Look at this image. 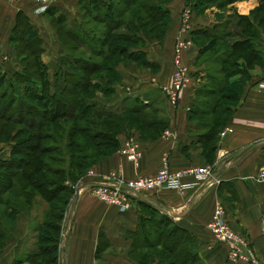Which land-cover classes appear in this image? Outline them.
<instances>
[{"label": "crops", "instance_id": "crops-1", "mask_svg": "<svg viewBox=\"0 0 264 264\" xmlns=\"http://www.w3.org/2000/svg\"><path fill=\"white\" fill-rule=\"evenodd\" d=\"M82 1L59 0L42 10L37 3L28 0H0V41L3 46L0 68L4 67L10 75L21 68L12 37L18 19H29L34 32L42 40V60L47 67L50 89L52 92L64 89L65 74L75 67L74 50L64 46L60 40L54 19H62L70 29L84 31L82 24L86 16ZM189 1L191 14L189 29L183 33L185 38L193 40L195 30L214 28L220 30L219 34L216 33L219 41L236 43L239 39L248 38H245L246 33L254 28L257 32L253 34L256 37L253 42L259 46L262 55L256 54L251 60L243 79L241 75L230 78L236 86L239 84L238 96L229 106L224 124L218 128L212 149L205 148L201 139L203 129L207 130L210 123L203 125L194 111L200 102L199 89L205 80L201 77L200 47L196 41L193 40L192 46L183 55L191 76L179 104L171 105L162 91L172 79L174 42L177 35L184 31L182 15ZM198 4L199 0H172L169 4V24L163 39L160 42L150 41L142 48L148 64L132 59L120 60L116 64L119 77L112 83L113 93H96L95 100L109 113L128 115L132 105L138 101L149 106L146 112L151 116L135 123H131L129 117L116 136L118 147L106 146L94 151L96 155L88 169L94 170L98 178L112 171H121L124 179H132L155 175L163 166L165 157H168L169 167L174 170L211 166L215 177L219 178L213 185L183 192L176 189L154 190L147 195L172 212L180 227L192 236V249L198 253L199 264H247L231 261L227 245L216 240L208 228L218 202L223 203L233 229L253 243L257 264H264V180L258 179L259 173L264 170V88L260 86L264 83V23L260 22L264 17V0H234L223 10L215 0H206L204 9ZM262 6L263 10L260 9ZM241 19H252V28L243 26ZM255 19H259L258 22ZM208 61L213 59L206 58ZM206 72L207 80L214 85L218 81L217 76L211 70ZM238 78H241L239 82L236 81ZM210 95L213 94L206 96L208 106L214 104L207 101ZM166 129L172 130L174 136L164 137ZM128 137L136 138L142 152L138 165L119 152V147ZM253 144L256 145L235 161ZM191 180L186 177L184 182ZM82 184V181L74 184L80 190L72 213L76 190L66 214L60 218L64 234L58 252L53 251L49 243L39 240L52 219V203L49 200L35 194L31 202L21 208L15 204L0 205L6 208L5 214L0 212L6 230V237L0 243V264H13L17 260H21L20 264H38L30 257H40L38 253L44 247L50 249L43 256L57 252L54 256H57L58 264H142L132 256V233L139 228L142 219L148 217L151 211L149 202L145 201L146 204L142 198L133 196L130 208L122 211L116 205L101 201ZM13 207L15 210L9 214ZM138 250L133 253L139 256Z\"/></svg>", "mask_w": 264, "mask_h": 264}, {"label": "trees", "instance_id": "trees-1", "mask_svg": "<svg viewBox=\"0 0 264 264\" xmlns=\"http://www.w3.org/2000/svg\"><path fill=\"white\" fill-rule=\"evenodd\" d=\"M171 1L172 0H83L82 7L86 19L82 25L85 29L88 19H91L93 22H102L107 28L101 35L102 41L93 33H91L92 37H90V35L82 29L80 31L70 29L64 25L62 19H54L60 40L64 46L68 47L70 50L85 49L89 56H99L103 58V61H95L81 55L74 56L75 67L72 72L65 74V88L54 92L50 89L47 67L42 60V40L34 32L29 19H18L12 41L15 42L21 68L15 70L12 75H10L4 67L0 68V140L13 135L16 145L13 146L12 152L21 153L23 157L18 159H2V161H0V168L5 170L0 172V205L13 206L15 204V206L21 208L22 206L16 203L17 201H14L13 197L20 198V195L23 196L24 199L22 202L24 205H27L31 202L35 194H40L52 203V214L59 217V219L63 217V212L60 214L53 211L57 206L56 200L61 192L66 193L68 196L67 199L64 200V204L68 207L74 196L75 188L61 181L46 186L43 183L44 181L40 180L39 176H41V178L45 176L40 173L41 170H46V172L53 171L56 174H59L58 170H60L51 169L40 155H38L41 152H49L51 148L59 147L56 144L54 147H49L50 144L42 142L46 140L54 141L55 137L59 136L63 138V136L66 135L65 149L69 147L73 150L70 149L69 152V158L71 159L69 165L72 170L74 167L77 168L78 171L81 170L79 174L73 176V183H76L88 170L93 157L96 155L94 151H98L99 148L106 146L111 148L118 147L119 142L116 136L122 130L124 123L130 116L112 114L106 111V114L98 115V119L94 118L95 121L92 123L93 127L85 125L84 123L77 125L76 121L84 122L86 119L88 121L90 119L89 117L86 118L92 107L90 102L86 103L81 107V110H79L82 102H85V97L83 96L90 93L91 89H96V93L102 91L104 95L112 94V83L119 77L116 64L122 60V58L136 60L145 65L148 64L145 59V52L142 50V47L145 45V40L148 38V35H145L147 34L146 32L144 33V31L141 30L144 34L141 33V35H138L128 33L123 36L114 35L112 32L123 25L120 23L121 21H119V19H140L142 22L141 25L144 28L150 26L149 31H154L153 35L149 36V38L159 39L158 41L160 42L168 28L170 19L169 4ZM233 1L234 0H215L216 4L222 10ZM198 5L203 6L202 9H204L206 0H199ZM136 9L137 12L135 11ZM260 9L263 10V6ZM260 22L264 23V17L260 19ZM137 24L139 25V23ZM250 28H252V26ZM252 29V33L255 34L257 29ZM109 30H112V32ZM208 32L209 29L206 28L195 30L192 33L194 42L196 41L199 45V36L201 34L206 35ZM213 36L215 38V35ZM113 37L117 39L120 38V40L124 41H130L131 43L129 45L124 43L115 45L108 42V40ZM68 40L74 43L69 45ZM131 44L133 45L131 46ZM105 45H107L108 49H105ZM199 47L200 56H202L211 45H206V47L199 45ZM230 49V55H233L232 51H234V53L243 51L248 58V62L246 63L245 69L242 67V64H240V69L244 72L242 71L238 74L234 70L229 71L227 73L229 80L237 74L241 75L243 79L246 76V68L255 55L258 54L262 57L259 46L253 41L244 40L236 42ZM115 60L119 61L115 63ZM103 68L106 71L104 73ZM4 84L7 87H4ZM17 84L19 87L21 85L26 86V92L23 96L22 93H20L22 91L18 93L14 91L16 90L15 85ZM238 86L239 84L236 88L232 87L229 89L223 86L219 88L218 91L214 89L215 91L211 90L207 93L215 94L214 92L222 93L229 90L230 92L228 93H230V95L228 96L233 100L238 96ZM95 96L96 94L93 96L92 100H95ZM52 102H54V108L50 106ZM132 106L133 109L129 114H136L139 116L135 119L136 121H143L150 117L151 114L146 112L149 106L138 101ZM219 107L220 104L216 103L209 105L205 111L198 110V106L194 108L196 114L219 116L213 124L210 123V126L207 128L208 131H205L201 135L205 148L210 147V149H212L214 144L212 142L216 140L214 138H216L219 131L218 128H221L229 114L230 107H227V109L223 111H219ZM99 119L108 122L107 130L96 127L98 122L96 120ZM60 120L66 122L75 121L76 124L73 123L69 130L59 125V128H61L60 134L55 136V133L58 134L56 129L57 122ZM202 124L206 125V122L203 121ZM15 130L17 132L14 134ZM25 132H28L25 141H19V134ZM78 135L86 136L87 141L84 142ZM20 145H22V147H20ZM74 152H79V155H76ZM52 159H54V157ZM74 159H77L78 163L72 161ZM87 161H90V163ZM7 194L9 195L6 196ZM143 202L146 203L145 201ZM148 205L151 207L148 217H144L139 228L132 233L134 241L132 256L138 259L142 264H148L149 253L147 250L161 247L165 251L170 252L176 259L178 256L179 259L176 260L178 264H199L198 253L192 249L194 239L189 235L188 231L180 227L174 217L163 213L151 203H148ZM14 210L15 208L13 207L9 214ZM0 212L5 214V211ZM153 217H155V222H153ZM52 222L54 221H48L47 226L55 229L54 226H51ZM170 224H173L171 229L169 228ZM5 237L6 230L0 215V243ZM46 238L49 239L50 237ZM168 239L173 242L170 247L165 246V242H168ZM49 249L50 248L44 247L38 254L41 256L46 255ZM137 249L140 250H138L140 252L139 256L133 253V251ZM52 250L56 251V243L53 245ZM99 250H101V246ZM38 257V255H32L30 260L32 259L38 262V264H58L57 256L46 259L44 263L42 260L39 261ZM20 263L21 260H17L13 264Z\"/></svg>", "mask_w": 264, "mask_h": 264}, {"label": "rangeland", "instance_id": "rangeland-1", "mask_svg": "<svg viewBox=\"0 0 264 264\" xmlns=\"http://www.w3.org/2000/svg\"><path fill=\"white\" fill-rule=\"evenodd\" d=\"M135 11L137 12V9ZM258 20L259 19H255L256 22H258ZM119 21H121L120 23L123 24L119 29L114 30L113 32H112V30H109L114 35L123 36V35H127L128 33H134V34L141 35V33H143L142 31H144V33L145 32L147 33L145 35H148L147 36L148 37L147 40H145V45L148 42H150V41H154V40L158 41L159 40V39H156V38H149V36L153 35L154 31H149V27L150 26L144 28L141 25L142 22H141L140 19H119ZM242 21H243L242 22L243 26H247L249 29L254 23L252 21V19H249V20L243 19ZM86 23L87 24L85 26L84 32L88 33L90 35V37H92L91 33H93L94 35H97L99 40L102 41L103 39H102L101 35L107 29L106 26L102 22H93L91 19H88ZM137 23H139V25ZM149 25H151V24H149ZM216 33L219 34L220 30L212 28V29H209L208 34L207 33H206V35L205 34H201L199 36L200 40H199L198 43H199L200 46L206 47V45L210 44V45H212L211 47H213L209 52L204 53L201 56V59H200V66H201V69H202L200 71H202V73H203V74H201V77H202L203 80L205 79L204 81H202L201 88L199 89L200 90L199 91L200 102L198 103V110H200V111H205L207 109L208 105L206 103V96L208 94L207 92L213 90L212 88L217 89V91L219 90V88H221L223 86L224 87H228V89L232 88V87L236 88V84H234V82L232 83L231 80L228 79L227 73L229 71L234 70V71H236L239 74V72L243 71V70L240 69V64H242V67L245 69L246 63L248 62V58H247L246 54L243 51H237L236 53H234V51H232L233 55H230V51H231L230 48H232V45L234 43H231V42H228V41H224V42L219 41L218 40V36H217ZM213 35H215V38H214ZM208 37H211L212 40H210L211 38H208ZM246 37H248V38H246ZM245 38H243V39L248 40V41L256 40V37H254L253 33L250 32V31L246 33ZM68 41H69V45H72L74 43V42H71L70 40H68ZM239 41H244V40L239 39L236 42H239ZM108 42L113 43L115 45H121L122 43L129 45L131 43L130 41L120 40V38L117 39L115 37L110 38L108 40ZM92 43H93V41H92ZM254 43L256 44V42H254ZM132 45L133 44H131V46ZM105 49H108L107 45H105ZM1 50H2V48H1ZM80 55L84 56V57H89V59H91V60L103 61L102 57L89 56L85 49L74 50L72 52V56H80ZM206 58L209 59V60L211 58V61H212V59H213V61L212 62H209V61L206 62ZM119 59H121V58H119ZM122 59H126V58H122ZM221 59H223L224 61L226 60V61L223 62V61H221ZM118 61L119 60H115V63H117ZM208 70H211L218 78V81H216V83L214 85L210 81L207 80L208 76H207V72L206 71H208ZM104 72H106V71L103 68V73ZM240 79L241 78H238V80H236V81L239 82ZM4 87H7V86L4 84ZM15 88H16V90H14V91H16L17 93L22 91V92H20V93H22V96L26 92V90H25L26 86L25 85H21L19 87L18 84H17V85H15ZM213 91H215V90H213ZM228 92H230V91L226 90V91H224L222 93L214 92L215 94L210 95V99H208L207 101H213L214 104H216V103L220 104L219 111H223V110L227 109V107H229L233 103V100H231L229 98V96H228V95H230V93H228ZM95 94H96V89H91L90 93L85 94L83 96V97H85L84 98L85 102H82V105L80 106L79 110H81V107H83L86 103L90 102L92 104V107H91L89 113L86 116V118L89 117L90 119H89V121L86 119L84 122H77L76 121L77 125H81V124L84 123L85 125H89V126L93 127L92 123H94V121H95L94 118L98 119L97 118L98 115L106 114V108L103 107V105L101 103H99L98 101L92 100L93 96ZM33 102H34V100H33ZM53 104H54V102H52V105H50L51 108H54ZM197 115L199 116L198 121L209 122L211 124H213L219 118L218 115H211V116H206V115H201V114H197ZM128 116L131 117V120H130L131 123H135L136 120H134V119L139 117V116L134 115V114H128ZM96 121H98L97 124H96V127L103 128V129H106L108 127V122L106 120H100L99 119V120H96ZM73 123H75V121L66 122L64 120H60L59 122H57L56 129H57L58 134L55 133V136L60 134L61 128H59V125H61L65 129L68 128V130H69ZM203 130H204V132L208 131V130H206V128L203 129ZM16 132L17 131L15 130L14 134ZM27 134H28V132L19 134V138L20 139L18 138V140L19 141H21V140L25 141V137H26ZM78 137L82 138V140L84 142L87 141V137L86 136L78 135ZM66 139H67V137H66V135H64L63 138H61L59 136L55 137L54 141L53 140H46L45 142H42V143L50 144L49 147H54L55 144L59 147V148H51V149H49V152H47V153H42L40 151L41 153L38 154L44 160V162H46V164H48V166L51 167V169H56V170L60 169V170H58L59 174H56L53 171L52 172H46V170H41L40 173L44 174L46 177L45 176L42 177V178H41V176H39V177H40V180L44 181L43 183L46 186H49L50 184H56L58 181L65 182V183H67L70 186H74L75 183L71 184L73 182V176H76V174H79V172L81 171V170L78 171L77 168H75V167L72 170V168L69 165V163L71 162V159L69 158V152H70V149L72 150V148L67 147V149H65ZM128 140H133L138 145V142H137L136 138L128 137L124 141V143L119 147V152H120L121 148L124 146L125 142L128 141ZM14 141H15V138H14L13 135H11L10 137H7V138L6 137L2 138V140H0V161H2V159H8V158L18 159V158L23 157V154H21V153L12 152L13 146L16 145L14 143ZM20 147H22V145H20ZM63 148H64V150H63ZM74 153H76V152H74ZM76 155H79V152L76 153ZM53 157H54V159H52ZM211 157L212 156L210 155V158ZM72 161H75V163H78L77 159H74ZM87 162L90 163V161H87ZM3 171H5V170L3 168H0V172H3ZM90 171L94 172V170L88 169L78 181H83L85 179H87V180H96V181H98V180L99 181H116L114 176H116L118 178H121V179H124L121 176V171L120 172L112 171L107 176H103V177H99V178L97 177L96 174H94L93 176L91 174H89ZM124 180H127V179H124ZM8 195L9 194H7L6 196H8ZM67 196L68 195L66 193H64V192L60 193L58 199L56 200V202H57L56 205L57 206L53 210L54 212L56 211V213H60V214L63 212V216L66 214V210L69 208V205H68V207L65 206L64 200L67 199ZM23 199L24 198L21 195H20V199L13 197V200L14 201H18L17 203H19L20 206H23V204H24L23 202L21 203V201H23ZM8 207H10V206H8ZM64 207H65V209H64ZM5 209L6 208L4 206H0V211L4 212ZM225 218L227 219L226 210H225ZM50 221H54V222H52L51 226H54L55 229H53V227L47 226L44 229V232L40 234L41 237L39 238V240L43 241V243H49V246H52V247L56 243V251L58 252V250L61 248L60 247L61 246V242L63 241L64 232H63V229L61 227V225H62L61 223H63V222L59 219V217H57L55 215H52V219H50ZM153 222H155V217H153ZM171 227H173V224H170L169 228L171 229ZM169 228H166V229H169ZM238 233H240V232H238ZM240 234L243 235L245 238H247L244 234H242V233H240ZM46 237H50V238L47 239ZM250 243L252 245V248H253L254 252L256 253V250L254 248L253 243L251 241H250ZM172 244H173V242L170 239H168V242H165V246H167V247H170V245H172ZM147 251L149 253L148 254V256H149L148 264H153L154 262L157 263V264H178L176 262V260H178L179 257L177 256V259H176V257L173 256L172 254H170V252L165 251L161 247L151 248V249H149ZM57 252H53V253L49 254L48 256H40V257H38L39 261L42 260L43 263H44L46 259L53 257ZM256 256H257V254H256ZM257 261H258V257H257ZM257 261H256V263H253V264H257ZM238 262H241V261H238ZM242 263H245V262H242ZM247 264H252V263H247Z\"/></svg>", "mask_w": 264, "mask_h": 264}, {"label": "built area", "instance_id": "built-area-1", "mask_svg": "<svg viewBox=\"0 0 264 264\" xmlns=\"http://www.w3.org/2000/svg\"><path fill=\"white\" fill-rule=\"evenodd\" d=\"M17 1V0H10ZM37 3L40 9L46 10L49 5L58 0H28ZM190 3L185 5L183 11V32L181 31L174 42L173 47V75L171 82L163 86V94L167 101L177 106L182 97L183 90L190 80V69L185 64L183 55L184 52L193 44L192 39L185 38L183 33L189 29L188 18L191 14ZM2 43L0 41V51ZM264 88V83L260 84ZM225 134V133H224ZM164 137L174 136V132L166 129L163 134ZM120 153L129 161L138 165L142 152L139 146L133 141L128 140L121 148ZM92 176L95 174L90 171ZM114 176V175H113ZM116 181H96L83 180L82 185L86 186L91 192L97 196L101 201L108 204L116 205L120 210L124 211L130 208L132 197H140L139 194L147 195L150 191L161 189H176L181 192L187 189H194L198 187L210 186L219 181L212 172V167L209 165L190 166L186 169L174 170L169 167L168 157H165L163 166L159 171L152 176H137L132 179H121L114 176ZM186 177L192 180L184 182ZM259 180H264V170L258 175ZM75 190H80L79 187ZM208 228L213 234L214 238L223 242L228 247V258L231 261H241L245 263H256L257 256L254 252L250 241L243 235L233 229L228 220L225 218V208L221 202H218L213 211L212 217L208 223Z\"/></svg>", "mask_w": 264, "mask_h": 264}, {"label": "water", "instance_id": "water-1", "mask_svg": "<svg viewBox=\"0 0 264 264\" xmlns=\"http://www.w3.org/2000/svg\"><path fill=\"white\" fill-rule=\"evenodd\" d=\"M255 145H256V144H253L252 146L248 147L245 151H243L239 156H237V157L235 158V161H238V160H239L244 154H246L248 151H250ZM78 193H79V190L76 191V196H75V198H74V202H73V205H72V207H71V211H70V213H72V211H73V209H74L75 201L78 199ZM139 195L142 197V199H143L144 201L149 202V203L155 205V207L158 208V209H159L160 211H162L163 213H165V214H167V215H169V216H171V217H174V216H175L172 212L168 211L167 209H165V208H163L162 206H160L159 204H157V203H156V202H155L150 196H148V195H144V194H139ZM65 248H66V247H65ZM65 248H63V251L65 250Z\"/></svg>", "mask_w": 264, "mask_h": 264}]
</instances>
